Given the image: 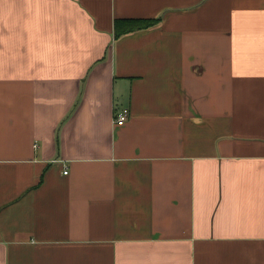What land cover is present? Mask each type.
<instances>
[{
    "label": "crops",
    "instance_id": "crops-1",
    "mask_svg": "<svg viewBox=\"0 0 264 264\" xmlns=\"http://www.w3.org/2000/svg\"><path fill=\"white\" fill-rule=\"evenodd\" d=\"M0 264H264V0H0Z\"/></svg>",
    "mask_w": 264,
    "mask_h": 264
},
{
    "label": "trees",
    "instance_id": "trees-1",
    "mask_svg": "<svg viewBox=\"0 0 264 264\" xmlns=\"http://www.w3.org/2000/svg\"><path fill=\"white\" fill-rule=\"evenodd\" d=\"M159 21V18H117L115 21L116 36L118 37L132 31L149 28Z\"/></svg>",
    "mask_w": 264,
    "mask_h": 264
},
{
    "label": "built area",
    "instance_id": "built-area-1",
    "mask_svg": "<svg viewBox=\"0 0 264 264\" xmlns=\"http://www.w3.org/2000/svg\"><path fill=\"white\" fill-rule=\"evenodd\" d=\"M128 116H129L128 110L127 109H124L123 111H121L118 114V116L116 118V124L123 125L126 122ZM65 173H67V171Z\"/></svg>",
    "mask_w": 264,
    "mask_h": 264
}]
</instances>
